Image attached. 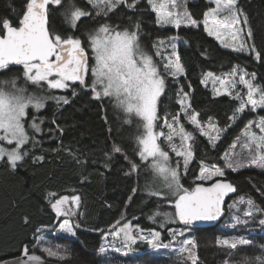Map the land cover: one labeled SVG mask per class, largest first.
Here are the masks:
<instances>
[{
    "label": "trees",
    "instance_id": "trees-1",
    "mask_svg": "<svg viewBox=\"0 0 264 264\" xmlns=\"http://www.w3.org/2000/svg\"><path fill=\"white\" fill-rule=\"evenodd\" d=\"M26 4L27 0H0V21L8 18L14 26H18ZM72 5L91 13L79 21L77 28L70 26L65 15L67 12L70 17L74 10ZM199 5L189 4V8L194 17L200 20L206 6L203 0ZM237 6L247 17L252 30L250 46L255 45L260 59L256 58V52H235L221 46L204 32L202 26L194 28L182 24L177 30L160 28L146 0L134 9L122 5L107 17L102 13L97 15V9L87 0H63L60 6L49 7V27L64 37L73 35L80 38L91 57L88 33L100 24L133 29L134 22L139 23L140 42L156 60L165 79V91L157 106L159 120L164 121L165 114L170 120L172 115L180 113V123L186 128L192 127L178 103L186 92L189 93L188 102L191 105L189 114L199 113L201 121L211 117L219 126L227 127L215 146L200 133H193L194 156L182 174L183 186L191 188L203 182L196 179L201 163H218L224 170V176L214 179L227 180L235 189L227 198L225 217L231 215L233 198L240 196L244 202H239L236 214L242 221L232 223L228 216L221 220L222 225L189 228L175 216L173 224H166L160 230L144 225L153 212H164L165 208L171 207L175 214V207L174 202L167 203L145 192L151 167L150 161H141L137 154L136 138L143 129L141 120L135 116L128 117L112 98L93 99V93L78 83L61 91L44 87L45 96H67L70 103L57 106L55 100H45L41 112L44 121L42 131L35 145L29 142L24 149L29 155L18 162L15 170L10 168L7 160H0V260L19 256L27 247V253L35 252L60 264H191L188 251L182 250L183 240L190 239L196 245L189 248L198 256V264H225L226 261L227 264H244L246 259L249 264H257L255 258L264 256L260 248L264 245V227L258 223L259 219L264 218V168L253 165L233 172L226 167L222 154L240 135L248 119L264 117V108H257L255 112L247 109L240 119L230 125L237 100L228 94L214 95L202 83L203 74L207 71L224 73L237 66L250 79L255 74L253 85L264 88V0H237ZM196 9L201 14H197ZM240 18L244 19L243 16ZM170 34L174 35L175 51L185 69L184 74L175 79L163 71L161 56H157L155 50L157 39ZM161 51L166 53L165 49ZM21 67L9 65L8 69L0 70V81L23 78ZM91 83L88 77V84ZM73 88L77 93L75 96ZM53 119L56 124L51 123ZM129 119L131 123H126ZM57 124L63 129L62 133L56 129ZM114 144L122 151L112 152ZM39 156L44 159H33ZM130 161L137 164L138 171L131 170ZM133 189L136 191L133 192ZM73 196L79 197L78 204L71 202ZM61 197H69L67 209L71 213L70 221L75 233L72 236L55 233L61 216L56 215L51 204ZM248 199L253 201L251 208ZM247 211H252L253 215L246 216ZM126 221L140 224L141 229L160 232L159 242L170 246L153 248L139 240L131 244L126 252L114 249L101 251L104 237L119 223ZM168 229L183 232V235L173 240ZM239 237L247 238L251 244L236 249L217 244V240L231 241ZM44 249H50L55 255Z\"/></svg>",
    "mask_w": 264,
    "mask_h": 264
},
{
    "label": "snow or ice",
    "instance_id": "snow-or-ice-1",
    "mask_svg": "<svg viewBox=\"0 0 264 264\" xmlns=\"http://www.w3.org/2000/svg\"><path fill=\"white\" fill-rule=\"evenodd\" d=\"M62 2L63 0H27L26 10L19 18L18 26H14L8 18H3L0 21V70L8 69L9 65H22L25 83L30 82L31 85L38 87L41 91L44 90V85L47 86L48 90H65L78 83L93 93V99H114L116 106L121 108L128 117L135 116L143 122V134L136 138L139 149L137 154L141 161H150L153 172L163 177V187L167 189L169 194L176 197L174 201L175 216L179 221L185 225H191L196 221L216 220L222 214L224 197L235 191L234 186L232 183L220 179H217L209 187H205L202 183H196L194 187L185 188L181 184L178 166H171L169 152L165 151L158 141L163 138L171 150L175 152V155L183 158L184 167L187 169L189 163L193 160L192 143L195 137L192 132L186 131L183 124L180 123V113L172 115L170 120L168 114H165L163 125H160V127L167 128V133L154 130L160 119L157 105L159 98L165 91V79L154 63L153 57L140 46L139 23L134 25L135 30L128 27L119 30V25L100 24L98 28L88 33V47L92 53V56L89 57L88 50L80 38L73 35L64 37L50 30L49 7L51 5L60 6ZM148 2L156 13L157 24L180 26V14L165 11L166 2L159 5L155 3V0H148ZM213 2L216 7L204 14L203 24L207 34L215 36L217 39H220L222 34H226L231 37L234 45L238 44V46L232 48L233 51L256 52V58L260 59V53L256 51L255 45L249 46L246 43L243 28L239 27L241 24L246 26L248 20L243 11L237 7V0H213ZM88 3L97 9V15L102 13L107 17L110 12L117 10L122 5H125L128 9H134L137 0H132L131 3H128V0H88ZM173 7H175L174 3ZM72 8L74 10L71 11L70 17H68L67 12L65 15L70 26L77 28L79 21L90 16L91 13L76 8L74 5H72ZM241 16L244 17L243 20L240 19ZM185 18L193 26L197 25V21L191 19L190 14L185 13ZM209 18H211V26ZM129 19L132 18L129 17ZM247 38H252L250 27L247 31ZM224 46L228 47L227 44H224ZM172 48V56L175 59L167 58L168 62L164 65V71L175 79L184 74L185 69L178 53L175 51V43L172 44ZM159 54L157 52V55ZM91 61H94V63H91ZM89 73H91L92 78L91 85L88 84ZM237 74H239V84L247 89V98L245 100L239 93L234 97V99L240 100V104L230 117L233 121L249 108L253 111L257 108H264V88L253 85L255 74H252L251 79H247V73L240 72L238 67H234L231 73L225 74V77L229 78L215 77L214 73L208 72L205 80H202V83H206L208 78H212L214 95L221 94L215 87L217 82L231 95L228 86L236 87L237 82L234 78ZM17 83L18 78L11 81H0V133H2L0 134V159L6 157L8 165L13 170L17 169L18 162L23 161L29 155L24 150L27 144L31 142L35 145L36 143L34 137H30L25 128L26 110L29 107L37 111L43 109L45 107L44 101L47 99L55 100L57 106L70 103L69 98L63 95L38 96L30 94L26 87H18ZM8 86H11V91H5ZM76 94L73 88V96ZM188 97L189 93L185 92L178 100L184 118L193 125L194 129L199 130L201 135L207 136L209 143L215 146V142L220 139L221 130L212 123L210 117L208 121L209 131L205 132L204 124L198 118L200 114L192 112L189 115L191 105L188 102ZM42 123H44L43 120L37 123L36 117H33L29 127L39 133L42 131ZM51 123L56 124L55 119ZM126 123H131V120H127ZM177 125H179L178 128ZM253 126L259 130L260 135L251 131ZM56 129L61 133L63 132L58 124ZM213 133L215 134L213 135ZM244 135L248 142L243 145V148L251 149L254 145L257 154L247 164L237 162L234 166L229 154L226 153V167L233 172L242 167L253 165L264 168V117L249 121L245 126ZM175 137H178L181 141L180 150H177L176 144L173 143ZM4 142L9 145L14 144L15 147L5 148L2 146ZM235 146L233 145V147ZM121 151L119 146L113 145L112 152L119 153ZM33 159L43 160L44 157L39 156ZM125 159H127V156H125ZM130 164L132 171H138L135 162L130 161ZM223 176L224 170L221 168L209 167L201 163L200 176L197 179L205 181ZM135 191L136 189H133V192ZM149 195L157 198H168L163 196L160 190H150ZM70 199L73 204H78L79 197L73 196ZM68 202L69 197H61L51 204V208L58 217L68 215V212L62 211V206ZM240 202H244L243 197ZM247 203L250 208L253 207L251 199H248ZM159 215H163L167 219L171 214L154 213V216ZM245 215L251 217L253 212L247 211ZM25 222L27 223V217ZM258 223L264 227V218L259 219ZM59 226L60 229L75 235L74 226L70 220L64 219ZM160 226L163 228L164 224L161 223ZM119 231L124 235L125 244H135L137 238H139L145 240L153 248L170 246L159 242L161 239L160 232L151 231L149 234H143L138 225L135 226V231L141 233L139 237L134 235L131 223L124 224ZM168 231L173 240L176 239V236L183 235V232L173 229H168ZM217 244L236 249L238 246L250 245L251 241L239 237L231 241L228 239L217 240ZM189 246L194 248L196 246L195 242L190 239L183 240L182 250L188 251L191 264H198V256L190 250ZM260 248L264 252V245H261ZM103 250L104 245H101V251ZM44 251L55 255L51 253L50 249H44ZM27 254V247H25L24 255ZM28 259L32 261L40 258L29 256ZM255 259L257 264H264V256H258ZM225 264H227V261ZM244 264H249V261L246 259Z\"/></svg>",
    "mask_w": 264,
    "mask_h": 264
},
{
    "label": "rangeland",
    "instance_id": "rangeland-1",
    "mask_svg": "<svg viewBox=\"0 0 264 264\" xmlns=\"http://www.w3.org/2000/svg\"><path fill=\"white\" fill-rule=\"evenodd\" d=\"M142 1L143 0H137V5L136 6H139L142 3ZM146 1H147L148 5L150 6V9L153 11L152 5L149 4L148 0H146ZM203 1L205 2L206 8L202 12L203 18L200 19V20L199 19H196L194 17V15L192 13V10L189 8V4H198V6H200L199 5L200 0H155V3L157 5H159L162 2H166L167 6L165 8V11H171L173 13H179L180 14V17H179L180 20H181L180 25H182V24H184V25H190V26H192L194 28H197L199 26H202L204 32L207 34V32L205 31V28H204V24H203L204 14H205V12H209L211 9L215 8L216 7V4L213 2V0H203ZM131 2H132V0H128V3H131ZM173 3L175 4V7H173ZM153 12L155 13V11H153ZM195 12L197 14H201L198 9H196ZM185 13L190 14L191 19H194V20L197 21V25L196 26H193L185 18ZM155 17H156V21H157L156 13H155ZM209 23H210V26H211V18H209ZM135 24H136V22H134V25ZM156 24H157V22H156ZM134 25H133V29H131V30H135L134 29ZM157 26H159L160 28H174V30H177V26L175 24H157ZM239 27L243 28V36H244V39H245L246 43L250 46V42H249L250 40L247 38V31H248V28H249L248 24L246 26L243 25V24H241V25H239ZM124 28H126V27H124ZM124 28L119 27V30H123ZM173 37H174V35L173 34H170L167 37L158 38L157 39V42L158 43L155 45L156 54H157V52H159L160 54L157 55V56H161L160 59H162L161 62H162V66H163V71H164V65L167 64V62H168V59L167 58L168 57H171L172 59H175V57L172 56V53H173L172 44L173 43L176 44V40H173L172 41ZM210 37L213 38L214 40H216L223 47H225L224 44H227L228 47H226V48L232 49L234 46H238V44L237 45H234L233 41L231 40V37L228 36V35H226V34H222L220 39H217L215 36H210ZM139 43H140L141 48L146 53L149 54V52L145 49L144 45L140 42V39H139ZM161 49H165V52L166 53H163V51H161ZM89 51H90V55L92 56L91 50H89ZM245 52L248 53V51H245ZM88 55H89V53H88ZM149 55H151V54H149ZM153 60H154V63L158 67V64L156 63V60L154 58H153ZM91 63H94V61H91ZM235 67H237V66H235ZM21 68H22L21 71H22V74H23V66ZM158 69H159V67H158ZM232 70L233 69H231L228 72H224V73H216V72H212V71H207V72H205L203 74L202 80H205L206 74L208 72L214 73L215 77L229 78V77H225V74L231 73ZM240 72H242V71H240ZM160 73L162 75V71H160ZM89 77H90V81L92 82L91 73H89ZM246 78L247 79H250L248 77H246ZM13 79H17V77L11 78L8 81H11ZM234 79L237 82L236 83V87L235 88H232L231 85L228 86V89L231 91V95L230 96L231 97H235L236 94L239 93L246 100V98H247V89L243 85L239 84V74H237ZM203 85L206 86V87H208L212 91V93L214 94L212 78H208L207 79V82L206 83H203ZM17 86L18 87H26L28 93H30V94H36L38 96H45L44 92L41 91L38 87H36L34 85H31L30 82L28 84H26L25 83V80H24V77L23 78H18ZM44 87H47V86L44 85ZM215 87H216V89H218L220 91L221 94H228L226 92L225 88H223L218 82L216 83ZM5 91H11V86H8L7 88H5ZM55 91H61V90H55ZM256 98L258 99V97H256ZM237 102H238V104H237L236 109L239 107L240 100H237ZM44 103H45V101H44ZM43 109L37 111L36 109L29 107V109L26 110L27 115H26V118H25V128H26V131H27L28 135L30 137H34L35 141L38 140L37 139L38 138V135L37 134H40V132L39 133H36L33 129H31L29 127V125L32 123L33 117H36V122L37 123H39L42 120V114H41V112H42ZM250 111L255 112L256 110L253 111V110L250 109ZM189 115H191V114H189ZM242 116H243V113L240 114L239 117L236 120L240 119ZM259 118H260L259 116H254L251 119H248L246 121L245 125L243 126V130L241 131L240 135H238L237 137H235V139L233 140L230 148L224 154H222V160L223 161L225 160V154L227 153V154H229V157L231 158L232 163H233L234 166H235V164L237 162H239V163H246L247 164L257 154L254 145H253V147L251 149H245V148H243V145L246 142H248L246 136L244 135L245 126L248 124L249 121L258 120ZM186 121L188 122L187 119H186ZM208 121H209V119L204 120V121H201L202 124H204V130H205V132L209 131ZM235 121L231 120L229 124L232 125ZM163 122H164L163 120H158L157 127L154 129L156 132L163 131V132L167 133V131H168L167 128L160 127V125H163ZM212 123L215 124L221 130L220 131V139L215 142V145H216V144L219 143V141L222 139V137L226 133L227 127L226 126H223V127L219 126L214 119H212ZM191 126L192 127L190 129L189 128H186L185 126H184V128L188 132H192V133L198 132V133H200L199 130L194 129L193 125H191ZM178 127H179V125H177V128ZM142 128H143V122H142ZM41 129H42V126H41ZM143 131L144 130L142 129V134H143ZM251 131L256 132L257 135H260L259 130L256 129L255 126L252 127ZM0 134H2V133H0ZM214 134L215 133H213V135ZM204 137L207 138V136H204ZM158 142L161 144V147L165 151L169 152L171 166L172 167H177L178 166V168H179V174H180V180H181V184H182V174L185 172L183 158L182 157H177L175 155V152H173L171 150V148L169 147L168 143L163 138H161ZM173 143L176 144L177 150H180L181 149V141H180V139L178 137H175L174 138ZM210 144L213 145L212 143H210ZM233 145H236V146L233 147ZM2 146L5 147V148H9V149L15 147L14 144L9 145L6 142H4L2 144ZM233 153H235V155H233ZM242 155H244L243 159H241V156ZM3 159L6 160V157L3 158ZM0 160H2V159H0ZM204 165H207L209 167L216 166V167H219V168L222 169V167L218 163L204 164ZM199 176H200V168L198 170V175L196 176V179ZM214 178H212V180H214ZM212 180H205L203 182L209 183ZM163 183H164L163 182V177L156 175L153 172V170L151 169L150 177H149V179H148V181H147V183L145 185V188H144L145 189V192L149 195V191L150 190L151 191L160 190L163 196H167L168 197L167 199H164V198H161V199H164L167 203H170V201H171V203H173L175 201L176 197L173 196V195H171V194H169L167 192V189L163 187ZM183 187H185V186H183ZM241 198L242 197H240V196L233 198L234 199V204H232V207L230 208V213H231L232 216L229 214V215H227V217H225V218H228V216H229L231 218V220H232V223L240 222V220L242 221L241 217L240 216H237V214H236L237 213L236 211L238 209V204H239ZM68 203H66V204H64L62 206V211L68 212V215H61V219H60V221H59V223L57 225V229L55 230V233H61V234H65V235H68V236H72V233H69V232H67V231H65L63 229H60V226H59L60 225V222H62L64 219L70 220L71 213L67 209ZM164 210H166L167 212L166 211L162 212L161 210L153 212L151 215H149L147 217L145 223H143V224L146 225V226L147 225H151V226L154 227V229H155V227H157V229H159V230L161 228V226H160L161 223H163L164 225H166V224H173L174 221H175V214H174L173 208L169 207V208H165ZM156 212H160V213H170L171 215L169 216V218L165 219V217L163 215L154 216V213H156ZM150 217H152V218L150 219ZM126 223H131L132 224L134 235H136L137 237H139V235L141 233H137L135 231V226L138 225L139 228L141 229L142 226L140 224H138L136 222L133 223L131 221H126V222H123V223H119L114 228V230H112L108 235H106L104 237V250L105 249H114V250H118V251H121V252L129 251V247H130L131 244H125L124 235H123L122 232L119 231V229L122 228L123 225L126 224ZM219 223H220V225H222L223 224V221L222 222L220 221ZM141 230L143 231V234H149L151 231H154L153 229H141ZM107 236L109 238H107ZM149 238H151V237L149 236ZM139 240L140 239L137 238V241H139ZM141 241L144 242L145 240H141Z\"/></svg>",
    "mask_w": 264,
    "mask_h": 264
},
{
    "label": "water",
    "instance_id": "water-1",
    "mask_svg": "<svg viewBox=\"0 0 264 264\" xmlns=\"http://www.w3.org/2000/svg\"><path fill=\"white\" fill-rule=\"evenodd\" d=\"M217 179H220L221 181H224V182H228L227 180H224L222 178H216V179L212 180L209 183H204V182H198V183H202L205 187H209ZM233 193L234 192L228 193L224 197V203L222 205V214L219 217H217L216 220H213V221H196V222H194L191 225H185L182 222H180V221L179 222L182 225H184L185 227H189V228L213 227V226L217 225L225 217V215H226V208L225 207H226V204H227V198L229 196H231ZM29 256H36V257H39L40 259L39 260H32V261H30L28 259ZM0 264H60V263L55 262V261H51V260H47L42 255H40L38 253H35V252H32V253H28L27 255H24V253H23V254H21L19 256L9 257V258L0 260Z\"/></svg>",
    "mask_w": 264,
    "mask_h": 264
},
{
    "label": "bare ground",
    "instance_id": "bare-ground-1",
    "mask_svg": "<svg viewBox=\"0 0 264 264\" xmlns=\"http://www.w3.org/2000/svg\"><path fill=\"white\" fill-rule=\"evenodd\" d=\"M38 135V134H37ZM38 139V138H37Z\"/></svg>",
    "mask_w": 264,
    "mask_h": 264
}]
</instances>
